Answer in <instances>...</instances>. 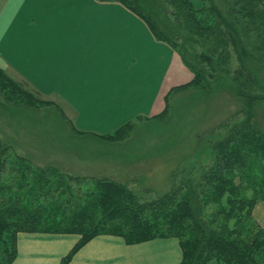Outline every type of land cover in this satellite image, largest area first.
Returning a JSON list of instances; mask_svg holds the SVG:
<instances>
[{
  "label": "rangeland",
  "instance_id": "1",
  "mask_svg": "<svg viewBox=\"0 0 264 264\" xmlns=\"http://www.w3.org/2000/svg\"><path fill=\"white\" fill-rule=\"evenodd\" d=\"M126 1L156 26L163 39L152 30L150 37L147 21L120 0H22L18 9L24 24L20 23L15 34L21 36L29 59L21 64L0 57V69L6 76L0 75V86L7 79L20 90L14 92L9 85L4 93L0 90V135L11 146V154L37 165L59 167L63 173L87 176L81 183L83 196L95 187L98 191L101 182L93 178H108L126 183L142 202H148L171 188L177 169L176 184L182 178H200L217 154V144L213 149L211 142L230 134L233 125L243 124L239 114L229 119L231 125L218 128L237 109L224 88L233 82L240 63L234 51L224 58L230 51L225 46L216 53L203 49L168 0ZM191 1L198 8L209 3ZM38 21L49 25L35 26ZM47 36L56 37L53 44L46 43ZM154 36L168 43L192 72L191 79L180 86L203 70L200 80L205 82L167 93L168 111L157 115L148 104L161 70L154 65L159 56L149 47ZM203 84L214 92H204L199 87ZM142 85L146 89L140 94ZM224 107L228 110L221 111ZM129 122L133 127L124 138L100 136ZM247 151L250 160L238 167L242 173L233 179L243 196L249 195L245 201H253V194L261 193L250 217L244 213L248 203L240 211L238 204L228 203L226 193L208 194L211 199L205 214L230 239L257 236L262 242L264 234L256 222L263 226L255 217V208L264 201V157L258 146ZM243 156L247 157L245 152ZM100 199L98 196L97 201ZM147 211L151 214L149 208ZM254 250L258 258H264V251Z\"/></svg>",
  "mask_w": 264,
  "mask_h": 264
},
{
  "label": "trees",
  "instance_id": "2",
  "mask_svg": "<svg viewBox=\"0 0 264 264\" xmlns=\"http://www.w3.org/2000/svg\"><path fill=\"white\" fill-rule=\"evenodd\" d=\"M120 1L143 17L154 35L162 38V33L142 12L134 9L132 3ZM208 1L198 8L191 0H168L203 49L216 53L225 46L230 51L224 58L228 59L234 51L240 63L233 82L224 88L237 109L218 128L231 125L229 119L239 114L244 117L243 124L233 125L230 134L215 144L211 142L213 149L217 144V154L211 166L204 169L197 180L182 178L179 184H176L179 169L175 170L171 188L148 202H142L126 183L108 178H93L101 182L98 191L95 187L85 191L83 196L81 183L87 176L63 173L59 167L37 165L19 154H11V146L0 135V264L14 262L17 237L21 232L79 234V240L63 258V264L69 263L79 249L101 234L121 236L127 243L159 237L178 238L183 250L181 264H211L213 260L219 261L216 264H264V258H258L254 250L264 251V240L258 242L257 236L245 240L230 239L221 234L205 214V205L211 196L226 193L228 203H234V207L238 204L240 211L244 208L242 204L248 203L244 213L250 217L257 196L261 194L254 192L253 201H245L249 195L243 196L240 185L233 178L242 173L238 167H244L250 160L248 147L258 146L264 157V0ZM206 10L210 12L204 15ZM202 72L201 75L194 72L191 82L175 89L205 83L204 78L200 80L204 77V70ZM0 75L6 78L1 69ZM8 85L14 92L20 91L17 85H10L6 79L0 86L1 92L4 93ZM199 87L204 92L213 91L208 90V84ZM226 110V107L221 108V111ZM167 111L166 104L163 113ZM131 123L112 134L100 136L109 140L124 138L133 127ZM4 176L9 179L7 182ZM162 218L163 224L160 222ZM256 225L264 234V229L257 222Z\"/></svg>",
  "mask_w": 264,
  "mask_h": 264
},
{
  "label": "crops",
  "instance_id": "3",
  "mask_svg": "<svg viewBox=\"0 0 264 264\" xmlns=\"http://www.w3.org/2000/svg\"><path fill=\"white\" fill-rule=\"evenodd\" d=\"M22 0H0V57L23 63L27 60L25 46L16 28L22 22L19 16V5ZM140 24H145L139 20ZM101 23H107L101 21ZM38 27H47L48 21ZM15 31L12 32V29ZM149 36L153 35L148 28ZM46 43L53 44L56 37L47 36ZM150 44L159 59L154 61L155 68L160 69L155 85V95L148 102L149 108L157 115L165 109L164 98L177 86L187 82L192 72L184 66L181 56L168 43L157 39ZM36 42L33 40V43ZM50 48V46H49ZM54 50V47L51 46ZM28 56V55H27ZM50 57V56H49ZM27 58V59H26ZM52 58V57H51ZM15 63L17 66L21 64ZM81 87V86H79ZM146 89L145 85L140 88ZM142 95H138L141 98ZM255 217L264 228V201H259L255 208ZM76 233H30L21 232L17 237V256L12 264H63L71 249L79 240ZM183 250L179 239L175 237H159L138 243H127L121 236L101 234L91 239L77 251L67 264H181Z\"/></svg>",
  "mask_w": 264,
  "mask_h": 264
}]
</instances>
